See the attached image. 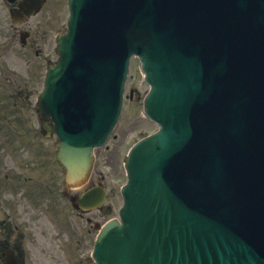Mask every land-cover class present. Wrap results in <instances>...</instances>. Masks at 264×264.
Masks as SVG:
<instances>
[{"label": "water", "instance_id": "obj_1", "mask_svg": "<svg viewBox=\"0 0 264 264\" xmlns=\"http://www.w3.org/2000/svg\"><path fill=\"white\" fill-rule=\"evenodd\" d=\"M251 1L234 7V17H249ZM182 48L187 47L178 46L174 59ZM150 52L151 100L163 129L134 153L127 189V229L110 243H98L96 258L101 264H264V243H245L251 237L249 231H219L217 225L225 227L239 220L236 211L219 222L222 214H211L209 204L201 206L196 190L174 186L178 173L181 176L178 163H192L183 147L195 149L207 142L198 133L203 127L210 133V96L194 78L184 75L188 60L181 61L180 71L173 73L170 57L155 47ZM259 62L264 63V58ZM254 130L264 149V110ZM118 226L115 223L106 230H118ZM210 238L219 243H210Z\"/></svg>", "mask_w": 264, "mask_h": 264}, {"label": "rangeland", "instance_id": "obj_2", "mask_svg": "<svg viewBox=\"0 0 264 264\" xmlns=\"http://www.w3.org/2000/svg\"><path fill=\"white\" fill-rule=\"evenodd\" d=\"M49 5V3H48ZM55 14L58 18L54 22L53 27L65 15V8L45 7L37 18L45 20L49 15ZM58 26L55 27V29ZM131 80L137 81V95L133 98V102L126 100L124 106L123 117L119 123L115 136L110 141V146L117 144L118 159H122L126 149L139 138L144 132H149L154 128L141 113V97L143 96L147 86L140 84L139 73L136 69V64L133 65ZM141 85V86H140ZM121 171H117L112 175L111 186L116 190L123 181ZM117 203L118 201L115 200ZM51 236V235H50ZM50 238V237H49ZM48 238V241L50 240ZM90 251L89 244L86 247H79L76 243H38L36 249L31 247L29 253H32L30 264H93L92 262L84 263ZM82 259L80 262L79 260Z\"/></svg>", "mask_w": 264, "mask_h": 264}, {"label": "flooded vegetation", "instance_id": "obj_3", "mask_svg": "<svg viewBox=\"0 0 264 264\" xmlns=\"http://www.w3.org/2000/svg\"><path fill=\"white\" fill-rule=\"evenodd\" d=\"M17 244L18 243H0V260H3V257H2V251L5 249V248H11V249H16L17 248Z\"/></svg>", "mask_w": 264, "mask_h": 264}]
</instances>
